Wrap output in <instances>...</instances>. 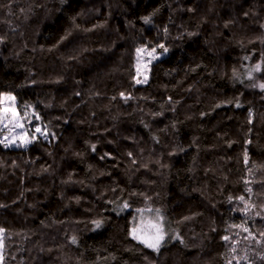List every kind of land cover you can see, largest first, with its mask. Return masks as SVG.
<instances>
[{"label":"trees","instance_id":"trees-1","mask_svg":"<svg viewBox=\"0 0 264 264\" xmlns=\"http://www.w3.org/2000/svg\"><path fill=\"white\" fill-rule=\"evenodd\" d=\"M194 43L210 68H191ZM161 44L137 84L136 50ZM260 84L264 0H0V94L49 133L0 144L4 264H264ZM156 210L175 236L159 251L131 235Z\"/></svg>","mask_w":264,"mask_h":264},{"label":"snow or ice","instance_id":"snow-or-ice-1","mask_svg":"<svg viewBox=\"0 0 264 264\" xmlns=\"http://www.w3.org/2000/svg\"><path fill=\"white\" fill-rule=\"evenodd\" d=\"M144 20H145V22H149L150 18L144 17ZM165 31H166V29H165ZM158 47L162 48L164 50V52L168 51V49L163 44L159 45ZM136 51H137L138 57H140L142 53L147 52V55L150 56L152 59L157 58L155 55V53H156L155 48H153L150 52H148L145 47L138 48ZM150 62L151 61H149V63ZM144 68H147V64L144 65ZM253 71H260V65L257 64L255 66V68L253 69ZM140 74H141V70H140V67L138 65L137 75L139 76ZM146 82H147V75H144L143 79H136L137 84H142V83H146ZM259 87L264 89V84H260ZM120 95L125 100L130 98L128 96H125L124 93H120ZM3 99H7L9 101H14L15 97L11 96V94H0V103H3ZM9 114H10V116H9ZM25 115H27V113H25ZM36 119H40V117L37 115ZM5 120H9V122H12L13 120L18 121V114L16 113L14 108H9V107L0 108V124H3L4 128L7 129L8 124L4 123ZM14 126L19 127V128L24 127L23 124H20L18 122ZM8 130H9V132L12 131V129H8ZM36 133H39L40 135L44 136L45 138H47V136L49 134L46 127L42 129L41 127L37 126V127H35L34 132L31 136H28L26 133L22 134V135H18V136L14 135L11 137V139H9L8 136H5L3 139H0V144H4L7 147V146H11V145L16 144L17 140H19L21 146H26L27 144L31 143L33 140H35L37 138ZM92 148H93V150H95V145H92ZM128 155L131 156L132 153H128ZM248 191H251V189H248ZM237 199L245 202L246 207L241 210L245 214H248L251 211V209L255 207V205L249 204L248 201L245 200L244 196H240ZM122 207L124 209H126L129 207V204L127 202H125ZM261 207L264 208V205H262ZM156 211H157V213L159 212V210H156ZM255 215L261 216V212L257 211L255 213ZM186 219H187V217H186ZM94 223H95L97 228H99L101 226V221H94ZM231 227L239 228L244 233H247V235L244 237L246 240L247 239H255V237L257 235L256 233H253L250 230V228L247 227L245 224L232 225ZM148 229L149 230L146 231L140 227L133 228L131 231V235L133 236L134 239H137L140 243L144 244L147 248L159 251V248L165 239L166 233L163 231L161 224L156 223V222H149ZM5 232H6V230L4 228L0 227V264H4V261H5V253H4ZM258 235L260 237L264 238V231L259 232ZM222 239H224L225 241H229L232 238L230 236H224V237H222ZM71 242L73 244H75L77 242L75 236L72 237ZM260 242L261 241H259V240L257 241V243H260ZM238 243H239L238 241L232 242L233 246H232L231 251L233 253L236 252V244H238ZM233 259H236L235 256H233L231 259H229L227 261V264H232ZM241 259L242 260H248V257H247V255H245V256L241 257ZM237 264H239V261H237Z\"/></svg>","mask_w":264,"mask_h":264},{"label":"rangeland","instance_id":"rangeland-1","mask_svg":"<svg viewBox=\"0 0 264 264\" xmlns=\"http://www.w3.org/2000/svg\"><path fill=\"white\" fill-rule=\"evenodd\" d=\"M143 14L147 17H150L153 24L160 26V27H164L166 15H165L164 6L162 5V3L150 4L149 6H147L144 9ZM155 49H156L155 55L157 57L156 59H152L150 56H148L147 52L142 53L140 57H138V55H137L136 61H135V67H136L135 80L136 79H143L144 75H147V79H148L149 65L152 62H154L155 60L162 57L166 53L160 47H157ZM147 51L150 52L151 50L147 49ZM189 52H190V56H191V68L192 69H194V70L208 69L212 66V63H213L212 58L206 52V50L202 47L201 44L194 43L193 45H191ZM149 61H151V62L149 63ZM145 64H147V68H144ZM138 65H139L140 70H141V74L139 76L137 75ZM4 107L14 108V110L17 113L14 101H9L7 99H3L2 108H4ZM9 116H10V114H9ZM17 122L22 124L20 119H19V116H18V121H16V120H13L12 122H9V120L4 121V123L8 124L7 129L4 128L3 124H1V128L3 129V132H4L1 139H3L5 136H8L9 139H11V137L14 135L18 136V135H22L25 133L27 134L24 127L19 128V127L14 126ZM8 129H12V131L9 132ZM11 146L15 147V146H21V145H20L19 140H17V143L14 145H11ZM149 222H156V223L161 224L163 231L166 233L164 241L167 239H172L175 237L174 233L170 230V228L167 225V222L164 220L162 215L157 213L156 211H139V212L135 213L132 217L131 231L133 228H136V227H140V228L148 231L149 230L148 229Z\"/></svg>","mask_w":264,"mask_h":264}]
</instances>
